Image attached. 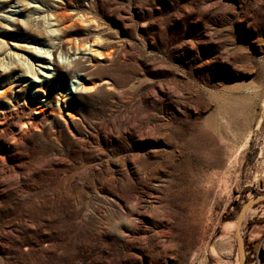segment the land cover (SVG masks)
<instances>
[{"label": "rangeland", "instance_id": "obj_1", "mask_svg": "<svg viewBox=\"0 0 264 264\" xmlns=\"http://www.w3.org/2000/svg\"><path fill=\"white\" fill-rule=\"evenodd\" d=\"M86 33L91 65L33 75ZM263 194L264 0H0V264H238Z\"/></svg>", "mask_w": 264, "mask_h": 264}, {"label": "bare ground", "instance_id": "obj_2", "mask_svg": "<svg viewBox=\"0 0 264 264\" xmlns=\"http://www.w3.org/2000/svg\"><path fill=\"white\" fill-rule=\"evenodd\" d=\"M57 18H59L61 20V23L65 24V26H67L68 29H70L73 25L70 23L69 18L66 15H62V14H58ZM79 24H84L85 23V29L83 32H86L88 29H91V23L87 20L85 21H78ZM74 33L76 34L77 31H74ZM18 50H21L18 48V46H13ZM98 40L96 38H94L92 36V33H86L85 35L81 36L78 39L77 43H68V50L66 52V57L65 60L63 61H57L54 58L48 57V56H42V57H37L35 59L36 63L32 66H36L37 69L35 70V74L40 75L43 78H47L45 75V71L47 70H51L54 72L55 78H53L54 80H56V77H69L72 76L77 70H81L80 67H84L86 65H91V63L93 62V60L95 58L101 57V55H99L98 51ZM24 49L29 53L30 50H35L36 48L32 47V46H25ZM24 50V52H26ZM13 57H22L21 54H17V53H13L12 55ZM51 66L50 67H48ZM85 70V69H82ZM51 78V77H50ZM39 82V81H38ZM37 83V82H36ZM75 85H73L72 89H70V91L67 93L66 91L64 92V95H71L73 94H81V93H85L87 92L90 87H88L87 85H84L83 83H78V82H73ZM38 86H36V88L33 89L32 93L35 95V97L38 96L37 93H42L44 94V98L46 96V94L42 91H40L39 89H37ZM47 99H42L40 100V102H43V105H37V111L34 112V114L41 116L43 115L44 109L42 107H45ZM37 117V116H36ZM255 211V210H254ZM249 214H253V211H251V208L248 207L247 210L244 213L243 219L246 218L247 215Z\"/></svg>", "mask_w": 264, "mask_h": 264}, {"label": "water", "instance_id": "obj_3", "mask_svg": "<svg viewBox=\"0 0 264 264\" xmlns=\"http://www.w3.org/2000/svg\"><path fill=\"white\" fill-rule=\"evenodd\" d=\"M257 202H264V194L251 197L247 201H245L242 204L236 216V219H235L234 238H235V244H236V250H237L238 264H246L244 240L241 234V227H242V223L244 220L243 216L247 208Z\"/></svg>", "mask_w": 264, "mask_h": 264}]
</instances>
